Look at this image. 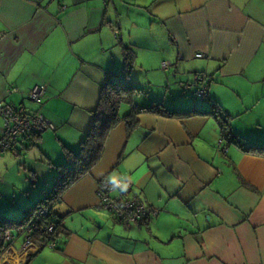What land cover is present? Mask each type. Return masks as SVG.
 <instances>
[{
	"label": "crops",
	"instance_id": "1",
	"mask_svg": "<svg viewBox=\"0 0 264 264\" xmlns=\"http://www.w3.org/2000/svg\"><path fill=\"white\" fill-rule=\"evenodd\" d=\"M127 49L135 60L126 79L142 97L125 100L119 115L133 109L136 128L111 129L99 162L52 206L57 249L36 239L23 249L14 229L0 264H264V157L232 142L264 146V0H0V107L54 127L20 139L17 156L0 155V219L25 216L48 192L47 177L68 166L101 90L123 80ZM197 73L213 82L208 100L189 108L177 96ZM39 86L44 97L33 102ZM156 104L203 115L169 118L151 111ZM3 125L0 117V139ZM17 157L31 185L8 181ZM123 177L156 218L125 227L97 210V181Z\"/></svg>",
	"mask_w": 264,
	"mask_h": 264
},
{
	"label": "built area",
	"instance_id": "2",
	"mask_svg": "<svg viewBox=\"0 0 264 264\" xmlns=\"http://www.w3.org/2000/svg\"><path fill=\"white\" fill-rule=\"evenodd\" d=\"M197 58L204 55L197 54ZM163 70H167L169 63L163 62ZM213 77L206 73H197L189 81L182 84L183 91L193 92L195 100H205ZM43 86L34 87L28 93V98L33 102H40L44 97ZM0 117L3 119V131L0 139V154L10 152L15 155L12 148L15 142L30 133L43 132L54 127L39 113L27 114L24 109H13L10 106L0 107ZM221 153L226 154V149ZM97 210L114 217L125 227L146 221L158 216V211L147 206L133 190V184L128 178L115 181L100 179L96 183ZM56 217L51 212V205L42 204L31 213L28 222L23 227L16 229L23 237L22 247L26 249L33 245L32 239L37 238L42 249L56 250L59 238L56 234ZM5 240L12 243L15 237L9 231L4 234Z\"/></svg>",
	"mask_w": 264,
	"mask_h": 264
},
{
	"label": "trees",
	"instance_id": "3",
	"mask_svg": "<svg viewBox=\"0 0 264 264\" xmlns=\"http://www.w3.org/2000/svg\"><path fill=\"white\" fill-rule=\"evenodd\" d=\"M134 60V53L129 49L125 50L123 80L105 84V86L100 92L97 107L91 113L93 117V123L88 134L81 142L79 150L76 153H71L69 151L66 152V160L68 162V166H57V175L55 181L53 182V185L48 190V192H45L44 197L40 201H38L37 204L34 205L22 219H0V254H2L3 251L6 249L4 234L7 231L10 232L14 229L16 230L17 228L26 225L31 213L35 210L37 206L42 204H48L51 205L52 208V206L60 200L62 194L70 185L76 182L81 176L90 172V170L99 162L111 129H113L120 121H123L125 123L128 135H130L131 132L136 128L137 121L135 119V113L133 109H131L130 112L124 117H121L119 115V109L121 107V104L125 100H128L133 94V92L139 91L137 87L131 85L126 79V77L129 75L131 68L134 65ZM182 92L184 94H190L194 99L193 92L185 93L183 89ZM209 95L210 93L208 94L205 100H194L206 102L209 98ZM151 111L169 118H183L194 115H203V113H199L194 109L185 112L166 109L161 104L154 105L151 108ZM27 114H29V112H27ZM217 118H219V122H221L220 126L223 132V136H229L230 134L226 125V120H223L220 116H218ZM41 133L42 132L30 133L28 136H23L20 139H25L28 137L35 138L38 137ZM20 139L15 142V145ZM232 142L236 146H238L244 153L264 157V146L247 145L243 143L240 139H236V137L233 138ZM12 150L15 151V156H17V151L15 150V147H13ZM55 222L56 234L59 238V236L63 234V231L61 229L59 221L56 219ZM34 239L39 241L35 237ZM40 247L42 248L41 245Z\"/></svg>",
	"mask_w": 264,
	"mask_h": 264
},
{
	"label": "rangeland",
	"instance_id": "4",
	"mask_svg": "<svg viewBox=\"0 0 264 264\" xmlns=\"http://www.w3.org/2000/svg\"><path fill=\"white\" fill-rule=\"evenodd\" d=\"M137 88L139 89V91L133 92V94L131 95V97L128 100H132V102H133L134 101V98H137L138 95H140V93L142 92V87H137ZM180 91H181V93H179V96H177V97L182 98L183 99V103H188L189 108H192V106L198 105V104H201L202 103L201 101H195L190 94H188V93L187 94H184L182 92V88H181ZM172 96H173L172 93H170L168 95V97H167L168 98V101L170 99H172V98H170ZM140 97H142V95H140ZM14 160H16L17 163H16V165H11L9 167V171H8V181L9 182H17L18 184H20L22 186L31 185L33 183V178L30 175V172H29L30 169L28 168V170H27L24 167V164H26V158L17 157ZM28 166L31 167V164L29 163ZM33 168H35V169L38 170V166H33ZM45 169L47 171V168H45ZM44 176H45V174L42 173V172H40V180H44L45 179ZM47 178H50L49 179L50 180L49 181V185L46 187V190L48 191L51 188V186L53 185V182H54L53 181V178L54 177L53 176L51 177V175H50ZM8 197L10 198V193H8ZM43 197H44V195H42V193L39 194L38 197L35 198V202L34 203H36L38 200H41ZM28 208H29V206L26 208L25 211H27ZM13 214L8 215V216H13L11 218H18V219H20V218H22V216H24V215H22V213H20L19 215L15 214V213H13Z\"/></svg>",
	"mask_w": 264,
	"mask_h": 264
}]
</instances>
